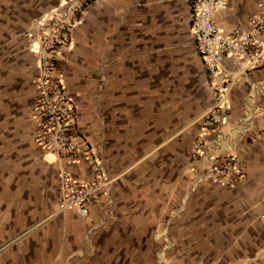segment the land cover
<instances>
[{"label":"crops","instance_id":"1","mask_svg":"<svg viewBox=\"0 0 264 264\" xmlns=\"http://www.w3.org/2000/svg\"><path fill=\"white\" fill-rule=\"evenodd\" d=\"M64 1L0 0V264H264V69L233 84L215 145L190 162L212 101L190 0H97L73 30L56 69L113 183L87 217L61 209L60 172L93 174L34 143L38 69L25 33ZM228 3L215 16L225 33L264 0ZM229 155L242 183L194 188Z\"/></svg>","mask_w":264,"mask_h":264},{"label":"built area","instance_id":"2","mask_svg":"<svg viewBox=\"0 0 264 264\" xmlns=\"http://www.w3.org/2000/svg\"><path fill=\"white\" fill-rule=\"evenodd\" d=\"M96 1L65 0L36 18L32 29L25 33L38 69L34 109L39 130L34 143L57 158L84 160L93 174L90 182L79 181L66 172L59 174L61 209L74 208L81 217H87L89 206L109 193L113 179L107 175L92 142L77 130L78 108L57 72L56 62L59 54L70 47L73 30ZM228 7V0H190L189 4L192 38L202 59L206 88L212 96L201 116L200 133L190 147V162H196L205 147L215 145L210 134L218 130L228 111L233 84L254 70L264 69V3L257 14L248 18L245 28L225 33L216 24L215 16ZM227 58H233V68ZM244 180L237 156L213 157L208 168L196 178L194 188L207 181L233 188Z\"/></svg>","mask_w":264,"mask_h":264}]
</instances>
